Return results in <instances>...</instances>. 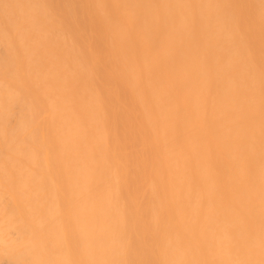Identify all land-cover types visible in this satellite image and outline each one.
Listing matches in <instances>:
<instances>
[{
	"label": "bare ground",
	"instance_id": "6f19581e",
	"mask_svg": "<svg viewBox=\"0 0 264 264\" xmlns=\"http://www.w3.org/2000/svg\"><path fill=\"white\" fill-rule=\"evenodd\" d=\"M0 264H264V0H0Z\"/></svg>",
	"mask_w": 264,
	"mask_h": 264
}]
</instances>
